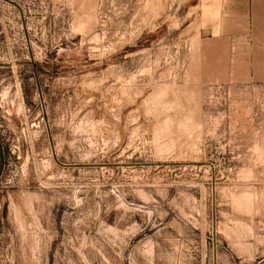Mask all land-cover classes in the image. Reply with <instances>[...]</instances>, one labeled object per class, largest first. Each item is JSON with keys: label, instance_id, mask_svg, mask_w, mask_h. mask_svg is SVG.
Masks as SVG:
<instances>
[{"label": "rangeland", "instance_id": "374dc122", "mask_svg": "<svg viewBox=\"0 0 264 264\" xmlns=\"http://www.w3.org/2000/svg\"><path fill=\"white\" fill-rule=\"evenodd\" d=\"M0 264H264V0H0Z\"/></svg>", "mask_w": 264, "mask_h": 264}]
</instances>
